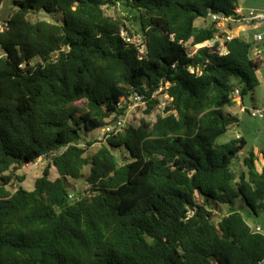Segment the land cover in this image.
Returning <instances> with one entry per match:
<instances>
[{
    "label": "trees",
    "instance_id": "trees-1",
    "mask_svg": "<svg viewBox=\"0 0 264 264\" xmlns=\"http://www.w3.org/2000/svg\"><path fill=\"white\" fill-rule=\"evenodd\" d=\"M238 1L12 0L0 21V264L264 260V235L237 212L215 220L213 209L241 196L254 214L264 210V149L236 172L246 140L216 144L239 123L223 108L236 90L243 100L258 87L262 61L240 37L225 42L223 55L206 47L189 55L186 46L224 36L216 22L195 23L208 14L236 18ZM117 3L135 12L143 55L120 37L122 20L105 15ZM40 12L52 20H31ZM133 94L145 115L158 96L168 103L154 122L142 118L88 154L93 142L82 132L124 114ZM116 149L127 154L122 163ZM48 156L31 191L10 192L24 181L16 169ZM79 179L85 188L73 192L69 180Z\"/></svg>",
    "mask_w": 264,
    "mask_h": 264
},
{
    "label": "rangeland",
    "instance_id": "rangeland-1",
    "mask_svg": "<svg viewBox=\"0 0 264 264\" xmlns=\"http://www.w3.org/2000/svg\"><path fill=\"white\" fill-rule=\"evenodd\" d=\"M237 7L242 9L244 13H246L250 9L264 11V0H239ZM14 9L12 4V0H4L0 7V21H4L8 18L9 14ZM104 13L107 16L119 18L125 24L128 32L135 39H141L140 29L138 24L132 19V15L135 12L130 11L126 7L122 6L120 3H117L115 6H105ZM58 16H61L59 13H56ZM60 18V17H59ZM126 18H129L127 20ZM47 20L51 21L52 17L49 14L40 12L37 15H31V20ZM59 20V19H57ZM210 21L197 20L196 25L199 27L206 26ZM228 27L233 28V35H238L241 39L246 41H251V35L258 31H246L247 29L244 26L239 24H226L225 27H221L220 29L228 30ZM235 31V32H234ZM2 50L0 48V54H2ZM38 60H33L32 63L35 64ZM259 78L261 79L262 85L261 87H256L253 92L248 93L244 96L243 100L248 110L252 109V105H255L254 108H258L260 105V101L264 96V59L262 60L261 66L257 70ZM159 105L158 107L150 114L145 115L143 113L144 107L141 105L133 106L130 110V115H132V120H140L144 118L149 122H154L156 115L162 114V110L164 106L168 103V98L166 95L158 96ZM238 108L234 107H225L223 108L224 114H230L233 111H237ZM235 132L240 133L244 139L246 140V146L241 151L239 155V159L234 161L233 169L234 171H245V167L243 166V159L248 155L249 152H257L259 149H264V116H257L256 118H251L248 113L244 114L243 119L239 120L237 125H232L229 127L227 132L221 135L217 140L216 144H223L228 140L235 137ZM83 137L85 138V142H93L91 148L88 151V154H92L95 152L101 143L96 141V137L98 135V129H95L91 132L84 134L82 132ZM124 149H116L113 151V154L119 159L120 163H122L127 154L124 153ZM51 163V156L43 157L37 159L33 164H28L24 166H20L18 169L14 171V174L19 177H24V181L22 183L14 180L11 185L8 186L10 192H14L18 187H22L28 191L33 189L34 181L37 177H39L42 173V170ZM259 165V163H257ZM88 172V168H85L84 173ZM58 177L57 172L54 167L50 168V176L51 180H54ZM70 185L72 186L73 192H81L85 188L84 181L79 179L69 180ZM213 209L217 212L216 219L220 216L226 215L230 212H237L242 215L245 219L246 223L252 228H259L261 234L264 235V210H260L257 214H254L248 206L245 204L244 200L241 196L235 199L232 205L225 204H213ZM259 264H264V260Z\"/></svg>",
    "mask_w": 264,
    "mask_h": 264
},
{
    "label": "built area",
    "instance_id": "built-area-1",
    "mask_svg": "<svg viewBox=\"0 0 264 264\" xmlns=\"http://www.w3.org/2000/svg\"><path fill=\"white\" fill-rule=\"evenodd\" d=\"M235 14L237 15L236 18L226 17L223 15L208 14L207 20H209L210 22H216V27L225 35L215 36L213 39L201 44L194 45L193 47H190V45L187 43L186 46L191 49V53L189 55H192L197 49L203 47L213 49L217 51L220 55L226 54L227 50L224 46L225 42L231 40L233 37H237V35H233V28H228V30L220 28L225 27L226 24H239L241 26H244V28H246L247 30L252 28L253 30L258 31L251 35V41L254 44L252 54L255 57H261L262 48H264V30H260V28L264 25V11L250 9L246 13H244L242 9L237 8L235 10ZM2 29L3 24L0 22V31H2ZM119 35L126 44L133 45L138 50L140 55H143L145 53V46L143 44L142 37L141 39L133 38L128 32V30H126L124 27H121ZM234 97V101L237 97H239V93L237 90L234 92ZM122 104L127 106L125 113L116 116L115 119H108L106 125L98 128V135L96 137V141L98 143L105 142L108 137L122 132L125 128L129 126L136 127L138 125L139 120H132V115H130L129 113L133 106H145V102L143 101L142 96L138 94H133L128 99V102L127 100H123ZM239 109L241 113H248L251 118H256L257 116H264V105L258 108L246 110V108L243 107L241 104ZM187 215L191 216L192 212L188 211ZM253 230L259 231V228L256 227Z\"/></svg>",
    "mask_w": 264,
    "mask_h": 264
},
{
    "label": "crops",
    "instance_id": "crops-1",
    "mask_svg": "<svg viewBox=\"0 0 264 264\" xmlns=\"http://www.w3.org/2000/svg\"><path fill=\"white\" fill-rule=\"evenodd\" d=\"M264 30V25L260 28V30ZM246 31H255V30H253L252 28L251 29H248V30H246ZM237 37H239L238 35H237ZM260 59H261V61L264 59V48H262V55H261V57H260ZM257 78H258V80H259V87H261V85H262V82H261V79L259 78V75H258V72H257ZM235 103H234V105L233 106H231L232 108H234V107H236V108H238V110L237 111H233L232 113H230L231 115H236L238 118H239V120L241 119H243V117H244V114L245 113H241L240 112V105L242 104V106L243 107H245L246 108V105H245V103H244V100H242V99H240V97H237L236 99H235V101H234ZM260 105H264V96H263V98H262V100L260 101ZM255 107V105H252V108H254ZM247 109V108H246ZM248 110V109H247ZM240 137H242V138H244L240 133H238V132H235V137L234 138H240ZM259 163V165H257L258 166V168L260 169L261 167H262V165H263V162L262 161H259L258 162ZM249 226V225H248ZM250 227V226H249ZM251 228V227H250ZM252 229V228H251ZM260 232V231H259Z\"/></svg>",
    "mask_w": 264,
    "mask_h": 264
}]
</instances>
